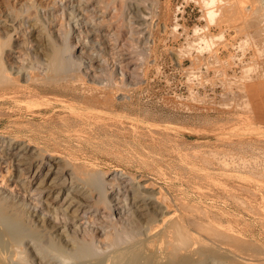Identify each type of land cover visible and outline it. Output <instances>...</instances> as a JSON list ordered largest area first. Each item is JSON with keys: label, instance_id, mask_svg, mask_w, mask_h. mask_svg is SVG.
I'll list each match as a JSON object with an SVG mask.
<instances>
[{"label": "rangeland", "instance_id": "374dc122", "mask_svg": "<svg viewBox=\"0 0 264 264\" xmlns=\"http://www.w3.org/2000/svg\"><path fill=\"white\" fill-rule=\"evenodd\" d=\"M55 1L56 0H0V25L2 26L4 24V27H9L10 24L11 28L9 27V29L13 28V31L9 33L11 34V38L9 35L7 37V39L9 38V43H11L5 49L6 54L4 53V57H7H5V60H8V65L12 66L13 64L15 68L24 67L23 71H27L25 72L26 75H23L25 78L27 77L29 68L38 67L35 63L36 61L34 59L32 60V58L30 59L32 54H30L32 51L30 46L32 44L29 45V42L34 39L35 36H30L32 34H28L27 29L22 25V16H20L18 9L20 10L26 3L38 6L41 5L39 6L40 12H38L37 15L34 8L30 11L29 15L31 17L33 15L34 18L33 22L41 17L43 20L49 21L52 12L54 13L53 15H62L65 11L62 16L64 17L63 19H61L60 16L59 22H53V26H48L46 29L48 31V29L53 27L57 30L60 28L59 25L64 24L63 33H65L66 30L67 32L70 30V32L65 33L66 37L64 39H60L63 41L66 40L67 47L70 49L67 54L68 57L65 56L66 59L70 58L72 61V63L69 64V66L71 65L69 75H83V77H86L85 81L87 79V84L81 82L83 80L79 77H77V79L79 78L80 81H74L73 79L69 84L66 82L58 86L45 85V87L44 84H39L35 87V90L40 93L42 98L36 100V106H30L29 100H27L24 95H22L23 97L20 95L21 97L16 100L0 104V146L5 148L7 143L14 142L10 137L19 138L21 140L32 139L39 147L49 148V150L56 153L58 152L66 158L72 157L70 159H76L75 161L81 166L86 165L84 168L93 171L96 174L95 177L100 179H98L99 181L102 182L105 180L109 182L107 185L108 191L105 193L106 196H109V199L112 197H119L120 200H127L129 206L126 205V208L129 207V209L123 208L121 211L122 214L119 213L118 208H120V206L118 204L114 205L113 210H108L105 208V202L101 203L99 205V210L96 211L95 207L89 208V206H96L94 201L96 200L98 202L100 200L101 192L94 190L91 201L86 202L88 204L84 209H90V211L87 215L81 216L82 219L78 222L80 226L83 225V228L90 225L92 227L98 226L105 221L107 223H105L106 226L110 223H118L120 226V220L122 221V218H125L123 217L124 214L125 216H131L134 210L132 209L134 201L131 199L132 192L131 186L129 185L130 180L136 181L139 179L138 177H140L139 180H145L143 183L148 181V183L153 182V186H156L157 191L159 189H164L165 192L168 193V196L175 198L183 197L189 203L199 206V209H195V211L194 208H188V211L190 210L189 213L195 212L194 214H198V210L202 213L206 208L205 211L208 210L207 212H209L211 216L214 214V217L212 216L213 218L220 219L224 217V219L235 226L237 225L239 229L241 228L243 232L245 231L249 239L254 238L264 245V218L258 214L260 213L259 208H261L263 202L261 197L264 196V192L258 190L257 184L251 183L254 186L250 187L247 185L246 179H241L236 176L238 174L245 175L252 163L255 164L252 165L257 172L264 171V136H262L264 135V124H260L262 120L257 117L256 126L257 128L261 126L263 129L260 134L255 133V135H252L253 140L251 141L253 142L251 145V141L249 137H247L250 135L248 132L245 133L246 126L249 124L244 122L240 123L239 114L237 112L232 113L231 110L226 109V99H223L226 97V95L223 94L225 93L224 88L220 85H217L218 87L212 85V82L220 83L221 80V77L216 75L215 69L210 73V83H207L204 87L200 86L198 88L197 86L196 88L195 85L191 87L186 70L192 66V62L190 57L184 58L183 47L187 45L186 30L194 34L196 26L202 27L209 25L212 27V32L218 37L219 31H221L218 26H222L226 30V38L228 40L230 39V42L235 43V46L226 50L223 48L222 40L218 38L214 41L213 45L216 48L212 50V53L218 50V53L222 54L220 56L224 63L220 68L221 71L225 70L233 74L234 72H232V70L237 69L238 74L242 72L240 69L241 63H243V60H245L244 62L247 61V63L251 61L253 50H249L251 45L248 46L249 44L246 41L245 35L243 34L242 36V32L238 34L233 28L235 23L231 15L232 7H202L196 0ZM56 3L59 5V7H56L57 10L54 9V4ZM82 9L84 10L83 13H85L84 17L81 15ZM66 12H68V15ZM69 12L75 13L76 18L73 17L75 19L71 18L69 20ZM7 14H12L11 17L14 16L15 21L6 22L5 17ZM45 21L44 23H48ZM18 27L20 28L18 29ZM67 27L69 29H66ZM70 27H72V29ZM41 29H43V26L39 28V30ZM47 31L43 35L46 34L48 36ZM236 33L239 35L238 37ZM234 37H236L238 41L234 40ZM83 42L87 44V46ZM203 46L204 45L201 44L200 49L203 48ZM24 47H28L29 50ZM251 51L252 53H250ZM87 56H90V60L94 57L91 63ZM177 57L181 58V65H178ZM206 57L209 58L208 54H206ZM80 59L82 60L79 61ZM203 62L207 61L203 60ZM208 62H211V59ZM93 65H95V68ZM99 66L104 67L106 70H104V68L102 69V67L99 68ZM215 67L218 70L220 66ZM42 69H47L48 71V65ZM44 70H41L42 75L44 72H47ZM113 71H116V73H113ZM96 74L98 76H96ZM94 76L96 82L99 83L96 84L94 81L95 79H93ZM197 78H195V80H197ZM89 79L90 81L91 79L93 80L89 82ZM79 82H81V85H79ZM88 82L94 84L92 85ZM108 84L109 86H106ZM111 86H114V89ZM110 88L111 90H109ZM68 99L69 101L67 102ZM44 105L47 106V109H45L46 107ZM28 107L33 110L31 109V112H29L30 109ZM36 107L38 109H36ZM27 108L29 111H27ZM75 111L78 116L75 115ZM71 112L72 115H70ZM96 112L101 118L99 116L97 117ZM94 113H96L95 116ZM88 114H90V116L87 118ZM82 116L86 119L84 120ZM78 118H80L81 121ZM71 119L74 120L70 121ZM23 124H25L26 127ZM78 130L79 132H77ZM75 131L77 133L76 136H74ZM70 132H72V134H70ZM51 133L54 134L51 135ZM5 136L10 137L5 138ZM222 138H224V140L220 143ZM228 139L231 140L229 141ZM225 140H228V142ZM81 141L83 142L81 143ZM257 141L258 143H256ZM257 144H262V146ZM55 145L59 147L56 148ZM219 147L233 149L232 156L230 155L227 158V168L224 167L226 170L225 173L233 174V176L223 174V171L219 169L218 165H215L214 151ZM235 157L236 159H234ZM230 158L236 161L234 162ZM7 162L9 163V161L0 160V194L2 197L5 200L10 198L15 199L22 204H27L28 206L32 205L31 207L37 206L38 200L31 198L32 196L30 193L25 191V188L21 184L28 183L31 178L22 176L23 178L20 177L21 179H14L13 168ZM39 164V162L36 164L35 170ZM97 172L99 173L97 174ZM124 173L126 175L128 174L129 177L132 176V178L126 177ZM259 179L260 177L256 178V180ZM18 181L19 184L22 185L23 191L20 189ZM117 182L122 184L121 190H115L118 189L117 187L111 188L113 184ZM224 184L227 187L229 184H233L235 191H233L232 185L226 188ZM202 186H204L205 189ZM246 186L249 188L246 189ZM250 190H252V192ZM196 191H201L199 193L200 195L197 194L198 192ZM241 191H250L251 194L248 192L250 194L248 196V193H241ZM254 191L258 194L256 193V195ZM245 195L248 199L252 196L253 198L251 200L253 202L256 198L257 200L254 203L250 202L245 198ZM41 199L45 201L46 197H42ZM164 199L165 201H169L167 196L164 197ZM53 200L54 198H50V201ZM130 203L132 204L130 205ZM206 203L208 205L210 204V208L213 207V212L212 209L207 208L208 206ZM60 204L61 202L56 204V207L60 208ZM250 204L253 208H251ZM240 206L243 207L241 208ZM76 208L77 206H75L73 210ZM243 208L248 212L244 211ZM60 210L62 209L60 208ZM129 210L131 212L130 214H128ZM203 213V218H205L207 213L206 215L205 212ZM254 214H256V216ZM105 215H107V217H105ZM62 216L63 214L61 213L57 217L59 220L61 219L63 221ZM104 217L107 219L105 220ZM203 218L202 220H204ZM101 219L104 220V222H100ZM112 219L113 222L110 221ZM97 220L99 223H97ZM24 222L25 220L22 221L23 224H25ZM68 226L72 230H78V227L73 223L68 224ZM110 228L113 232L115 231V229H112L113 226L106 230L112 232ZM135 231H138L137 235L141 237L140 239H137L138 237ZM139 231L143 233L139 235ZM145 232L146 229H129L126 233L120 232L119 236L121 237L122 235V241L129 240L132 237L133 239H130L131 242H138V246L141 247L138 248V253L140 254L145 247L143 245L144 239H146ZM122 233L131 234L130 236L125 235V238ZM46 237L47 236L42 233V243L45 240L48 241ZM119 240L120 239H118L117 242L118 245L114 246V248H124L125 250L129 244L125 245L121 240L120 243ZM130 240L129 243H131ZM126 243H128V241ZM43 245L47 246L46 243H43ZM104 245L99 244L97 247L99 249V251L97 249V252L99 254L102 252L100 255H105L106 252L114 254V248L111 247V245H109L111 248L106 246L108 244ZM145 248L146 254H144L145 251H143L144 253L142 254L143 256L147 255V257L144 256L145 259L148 258L150 260L151 252L147 251V248ZM140 249L141 251H139ZM94 262L96 261L94 260L93 263ZM72 263L77 264V261L72 260L71 264Z\"/></svg>", "mask_w": 264, "mask_h": 264}, {"label": "bare ground", "instance_id": "6f19581e", "mask_svg": "<svg viewBox=\"0 0 264 264\" xmlns=\"http://www.w3.org/2000/svg\"><path fill=\"white\" fill-rule=\"evenodd\" d=\"M196 1L202 7H232L231 8V15H232V17L234 19V23H235L233 25V28L236 30V32H238V34H239V32L240 33L242 32V36H243V34L245 35L246 41L249 44L248 46L251 45V48H249V50H251V49L253 50V56H252L251 61H249L248 63H247V61L244 62L245 60L242 61L243 63H241V68H240L242 70V72L240 70V72H241L240 74H238L237 69L232 70V72H234L233 74H230L228 71H225V70L221 71L220 68L222 67V65L224 63L223 59H221V56H220L222 54H219L218 50H216L215 53H214V51L212 53V50L214 48H216L213 44H214V41H216L218 38L222 40L223 48H225L226 50L230 49V47L235 46V43L230 42L229 41L230 39L228 40L226 38V34H227L226 30L222 26H218V28H220V30H221V31H219L220 33L218 34V37L216 36L215 33L212 32V29H211L212 27L209 25L202 26V27L196 26L194 34H191V32L189 30H186L185 33L187 35V38H186L187 39V41H186L187 45L185 47H183L184 58L190 57L191 58L190 60L192 62V66L188 70H186L187 77L189 79V84L191 87H193V85H195L196 88H197V86H198V88L200 86H203V87H204V85L206 86L207 83H210V81H211L210 80L211 71H213L215 69L214 71L216 72V75L217 76L219 75V77H221V80H220V83L219 82H212V85L213 86L214 85L215 86L220 85L224 88L225 93H223V94L226 95V97L223 99H226V101L224 100L225 104H226L225 106H227L226 109L231 110L232 113L237 112L240 116V120H239L240 123L244 122V123L249 124L248 126H246V129H245L246 132L244 130L243 131L245 133H247V132L249 133L250 136H247V137H249V140L251 141V140H253L252 135H255V133L260 134V132L263 129V128H261V126H260V128L259 127L257 128V126H256L257 117L262 120L260 124H264V0H208V1L196 0ZM55 2H57V0ZM80 3H82V2H80ZM54 5H55L54 9L57 10L56 7H59L58 3H56ZM39 6H41V5H39ZM39 6L26 3V5H23L20 10L18 9L20 16H22L21 17L22 18V20H21L22 25L25 26L28 34H32L30 36H35L34 39H32L31 41L29 39V41H30L29 45L32 44L30 46V49H32V51L30 52V54L32 53L30 56V59L31 58H32V60L34 59L36 61V62L35 61L34 62L36 63V65L38 67L29 68L26 78L24 76L26 75L25 72H27V71H25V72L23 71L24 67L23 68L16 67V68H18V69H16L15 67H13V64H12V66H10L7 63L8 60H5L7 58L6 56H5L6 58L4 57V53L6 51L5 49L11 43V42L9 43V40H8L9 38L7 39V37L9 35V37L11 38V36H10L11 34H9V33H11V31H13L12 30L13 28L9 29L10 24H9V27H7V26L4 27L3 26L4 24L2 26L0 25L1 26L0 27V104L8 102V101L16 100V99L20 98L22 95H24L26 97V99L29 100L30 106H32V105L36 106V100L42 98L40 96V93L35 90L36 89L35 87L38 86L39 84H44V86L45 85H50V86L57 85L58 86V85H61L63 83H66V82H68L67 84H69L70 82H72L73 79H74V81H80L79 78H81L83 80V81H81L83 83H86V81H87V79L85 81L86 77H83V75H79V76L69 75V73H70L69 69H71V67H70L71 65L69 66V64H71L72 61L70 60V58L66 59L65 56H67L70 49L67 47L66 40L65 41L60 40L61 38L64 39L66 37L65 33L67 32V30L65 33H63V28L65 27L64 24L59 25L60 28L57 30H55L53 27L48 29V31L46 29V28H48V26H53L52 25V24H54L53 22H59L60 16H61V19H63L64 17H62V16L64 15L65 11L63 10L64 13L62 15H56L55 14L56 15L55 16V15H53L54 14L53 12L51 13L52 16L50 14H47L48 16L49 15L51 16L50 17L51 20L48 18L49 21H45L41 17L42 19L40 18V19H37V21L33 22L34 18H33V15H32V17L29 15L30 11L33 10V8H34L36 15H37L38 12H40ZM73 10H74V8H73ZM76 11H77V9H76ZM83 11L84 10L82 9V13L81 12L80 13L84 17L85 13H83ZM67 13L68 12H66V14ZM75 13L69 12V14H70V16H68L69 20L71 18L75 17ZM11 15L10 14L6 15V17H5L6 22H10V21L14 22L15 21L14 16L11 17ZM75 18H73V19H75ZM44 21L48 22V23H44ZM41 26H43V29L39 30V28ZM20 27H18V29ZM68 27L66 29H69ZM72 27H70V28L72 29ZM124 27H125V25H124ZM46 31L48 33V36L46 34L43 35L44 33H46ZM187 31H189V32H187ZM68 32H70V30H68ZM238 34L236 33L237 37L239 36ZM236 35H234V36H236ZM69 36H70V34H69ZM234 38H235L234 40H237L236 37H234ZM201 44H203L204 46H203V48L200 49ZM85 45L87 46V44H85ZM28 47L27 48L24 47V48L28 49ZM26 53H28V52H26ZM250 53H252V51ZM206 54H208L209 58L206 57ZM28 57H26V58H28ZM89 57L87 56V58H89ZM92 59L91 60H90V58L88 59V60H90V63L93 61ZM95 59H97V58H95ZM210 59H211V62H208V61H210ZM81 60L82 59H80L79 61H81ZM83 60H85V59H83ZM203 60L207 61V62H203ZM249 60H250V58H249ZM177 63H178V65L182 64L181 58L177 57ZM46 65H48V71H47V69H45L47 72L46 73L44 72V74L42 75L41 70H44L42 68L43 67L45 68ZM95 65H93V67ZM215 66H220V67L217 70V68ZM101 67L99 66V68H101ZM180 67H182V66H180ZM236 67H238V66H236ZM103 68L104 67H102V69ZM104 70H106V69L104 68ZM104 72H106V71H104ZM114 72L116 73V71H113V73ZM76 73H77V71H76ZM88 73H89V71H88ZM124 75H123V77H124ZM96 76H98V75L96 74ZM77 77H79V78L77 79ZM87 78H89V77H87ZM195 78H197V80H195ZM93 79H95V76L93 77ZM93 79H91V81ZM91 81L89 79V82H91ZM94 81L96 82V79ZM81 82H79L80 84L79 83L78 84L81 85ZM97 83H99V82H96V84ZM112 83H114V82H112ZM89 84L93 85L94 83H89ZM76 85H77V83H76ZM116 85H118V84H116ZM83 86H84V84H83ZM106 86H109V84ZM114 86H111V87L113 88ZM47 88H48V86H47ZM68 90H69V88H68ZM109 90H111V88ZM52 91H54V90H52ZM63 93H65V92H63ZM63 93H62V95H63ZM77 93H78V91H77ZM50 94H52V93H50ZM223 94H222V96H223ZM92 97H94V96H92ZM45 98H47V97H45ZM58 98H59V96H58ZM68 101H69V99L67 100V102ZM45 107H46L45 109H47V106H45ZM54 107H55V105H54ZM28 108H27V111H29ZM24 109H26V108H24ZM31 109L29 112H31ZM36 109H38V108L36 107ZM76 111H75V115H77ZM72 112H74V111H72ZM72 112H71V114L70 113L69 114L72 115ZM93 112H94V110H93ZM96 113H94V116ZM37 114H38V112H37ZM8 115H10V114H8ZM91 115H92V112H91ZM73 116H74V114H73ZM89 116H90V114H88L87 118ZM98 116L99 115L97 113V117ZM37 117H38V115H37ZM55 117H57V116H55ZM43 118H44V116H43ZM68 118H69V116H68ZM82 118L84 120L86 119L83 116H82ZM16 119H18V118H16ZM78 119H80V118H78ZM72 120H74V119H71L70 121H72ZM80 121H81V119H80ZM55 122H57V121H55ZM68 122H69V120H68ZM19 124H21V123H19ZM85 124H83V125H85ZM23 125L25 126V124H23ZM30 125H28V126H30ZM74 127H76V126H74ZM71 129H72V127H71ZM67 130H68V128H67ZM224 130H222V131H224ZM6 132H8V131H6ZM77 132H79V130ZM75 133H76V131H75ZM75 133H74V136L77 135V133L76 134ZM81 133H82V131H81ZM52 134H54V133H51V135ZM70 134H72V132H70ZM256 136H258V135H256ZM262 136H264V135H262ZM6 137H10V136H5V138ZM77 137H75V138H77ZM2 138H3V136H2ZM10 138L13 139L14 142H10L9 144L7 143L5 148L0 146V160L9 161V163L8 162L7 163L10 164L11 167L13 168V171H14L13 175L15 176L14 179L20 178L22 176H24L25 178H31V180H29L28 183H21V184L25 188V191L30 193V195L32 196V197L30 196L31 198H35L38 200L37 201L38 204L35 207H31L32 205L28 206L27 204H22L19 201H16L15 199H12V198L5 200L2 197V195L0 194V264H58V263L59 264L60 263L61 264H68V263L71 264L72 260L77 261V264H87V263H90V264H94V263L95 264H264V245L262 242H261L262 243L261 244L258 240H255L254 238L249 239L246 236L245 231L243 232L241 228H240L241 229L240 230L237 225L235 226L231 222L224 219V217H221L220 219L213 218L214 214L212 215L213 216L212 217L209 214V212H207L208 210L205 211L206 208L203 211V212H205V215L207 213L205 218H203L204 213L203 212L201 213L199 210H198V214H194L195 212L189 213L190 210L188 211V208H194V211H195V209H199V206H197V204L195 205V204L189 203L183 197L182 198H178V197L175 198L172 196H168V193H166L164 189H159L157 191L156 186L155 187L153 186V184H154L153 182L148 183L149 182L148 181V182L143 183V181H145V180H139L140 177H138L139 178L138 179L139 181H138V180H136L137 179L136 175H135L136 181L129 179L130 180L129 185L131 186V192H132V195H131L132 198L131 199L134 201L132 209H134V210L132 211V209H131L132 213L129 210L128 214L131 213V216L130 215L125 216V214H124L123 217H125V218H122V221L120 220V223H119L121 227L118 225V223H116V224L110 223L109 225L106 226V224H107L106 221L104 222V220L101 219L100 222H104L103 224L101 223L100 225L93 226V227L90 225L91 227L88 226L86 228H83L82 227L83 225L81 224L82 226H80L78 224V222H79V220L82 219L81 216L87 215L89 213L90 209H87V210H84V209L86 208L85 206L88 204L86 202L91 201V199H92L91 196H93L94 190L101 192L100 193L101 194L100 200L98 202L96 200L94 201V204H96V206L95 205L89 206V208L95 207L96 211L99 210V205L101 203L105 202V204H104L105 208L108 210H113L114 205L118 204L120 206V208H118L119 213L122 214L121 213L122 209L129 206V204L127 203V200L126 201L123 199L120 200L119 197H117V198L112 197L114 199H112V198L109 199V196L105 195L106 191H108L107 185L109 182H107L105 180L102 182L99 181L100 179L98 178L99 179L98 180L95 177L96 174L93 171L85 169L84 166H86V165H83V166L79 165V163L75 161L76 159L75 160L70 159L72 157H68L69 158L68 159L64 155L63 156L60 155V153H58V152L56 153L52 150H49V148L46 149L43 147H39V145H36L34 140L29 139V138H28L29 140H21L19 138H14V137H10ZM81 138H83V137H81ZM259 139H260V137H259ZM221 140L222 141H220V143L223 142L224 138H222ZM228 140L230 141L231 139H228ZM228 140L227 141L225 140V141L228 142ZM260 141H262V140H260ZM82 142L83 141H81V143ZM252 142L253 141H251V145H252ZM256 143H258V141ZM255 145H253V146H255ZM257 145H260V144H257ZM55 146H53V147H55ZM60 146H62V145H60ZM73 146H75V145H73ZM260 146H262V144ZM58 147L56 146V148H58ZM232 150L233 149H225V148L219 147L214 151L215 165H218L219 169L221 171H223V174L229 175V176H233V174L225 173V171H226L225 168H227L226 167L227 158L230 155L232 156V154H233ZM254 150H256V149H254ZM247 158H248V156H247ZM234 159H236V157ZM234 159H231V160L234 161ZM241 161H243V160H241ZM38 162L40 164L37 167V169L35 170L36 164ZM252 164H254V163H252ZM252 164L250 165V168L248 169V172L245 173V175H239L238 174L236 176L241 178V179H246L247 185H249L250 187L254 186L251 183L257 184L258 190L260 192H264V171L257 172ZM91 169H93V168H91ZM98 173L99 172H97V174ZM240 174H242V173H240ZM105 175H108V174H105ZM125 176L129 177L128 174L127 175L125 174ZM130 177L132 178V176H130ZM258 177H260V179L256 180V178H258ZM15 183H17V182H15ZM18 184H19V181H18ZM22 185L19 184L20 189L23 191V189L21 187ZM121 185H122L121 183L117 182L116 184H113V186L111 188L117 187L118 189H115V190H121ZM230 185H232V187L234 189L233 191H235L233 184H229L228 187L225 185V187L229 188V187H231ZM220 186H221V184H220ZM239 186H240V184H239ZM202 187L204 188V186H202ZM245 188L247 189L249 187L246 186ZM229 190H231V189H229ZM237 191H240V190L238 189ZM250 191L252 192V190H250ZM250 191H248V192L250 193ZM31 192H32V194H31ZM196 192H198L197 194H199L201 191H196ZM242 192H244V191H241V193ZM245 192L248 193L247 191H245ZM241 193H240V195H241ZM249 193H248V196L251 194V193L250 194ZM254 193L256 194L257 192L254 191ZM203 195H204V193H203ZM166 196L170 202L167 200L165 201L164 197H166ZM217 196H219V195H217ZM42 197H46V200L42 201V199H41ZM230 197H231V195H230ZM232 197H234V196H232ZM50 198L51 199L54 198V200L50 201ZM207 198H208V195H207ZM245 198L247 200H249L250 202H253L251 200L253 198L252 196H250V199H248V197L245 195ZM261 198H262L263 202H262V205L260 204L261 205V208H259L260 213H258V212H256V213H258L259 215H261L262 218H264V196ZM35 199H32V200H35ZM256 200H257V198L255 199V201ZM258 201L260 202L259 199H258ZM59 202H61L59 207L62 210H60V208L56 207V204H58ZM233 202H234V200H233ZM125 203H127V204H125ZM256 203H258V202H256ZM121 204H124V205H121ZM131 204L132 203H130V205ZM209 205L207 204V206H208L207 208H210ZM75 206H77V208L73 210V208ZM240 207L242 208L243 206H240ZM258 207H256V208H258ZM212 208H210V209H212ZM214 208H215V206H214ZM251 208H253L252 205H251ZM126 209L128 210L129 207ZM243 209H244V211H247V210H245V208H243ZM201 210H203V209H201ZM191 211H193V210H191ZM225 211H227V210H225ZM212 212H213V209H212ZM61 213L63 214V216H62L63 221L61 219L59 220V218L57 217ZM69 213H71V214H69ZM251 214H252V212H251ZM107 215H105V217H107ZM254 215L256 216V214H254ZM115 218H116V216H115ZM202 218L204 220H202ZM106 219L107 218H105V220ZM23 220H25V222H24L25 224L22 223ZM110 221L113 222V219ZM263 221H264V219H263ZM71 223H73L75 226H77L78 230L70 229L68 224H71ZM97 223H99V221ZM111 226H113L112 229H115L114 232L111 230V228H110V230L112 232H110L109 230H106L107 228H109ZM242 228H244V227H242ZM129 229L130 230H134V229L135 230L136 229H138V230L144 229L145 230L146 229V232H145L146 233L145 234L146 239H144L143 245L147 248V251L151 252V255H150L151 259L150 260L148 258L145 259V257H147V255L146 256L144 255L145 256L144 257L142 254V253H144L143 251H145L144 254H146V250H144L145 247L143 245L142 246L144 248H143L142 253L141 252H140V254L138 253V248H141V247L138 246L139 245V244H137L138 242L137 243L131 242V240L133 239L132 237L130 238L131 240L129 239L131 243H129V240H126V239H125L126 241H122L123 237L121 235V237H122V239H121V237L119 236L120 232L126 233V232H128ZM135 232H136V236L138 237L137 239H140L141 237L137 235L138 231H135ZM139 232H140L139 235H141V233H143L141 231H139ZM42 233H44V235L47 236L46 239L48 241H46V240L43 241V243L44 244L46 243L47 246L43 245V243L41 241ZM125 233L124 234L122 233L124 237H125V235L130 236V234H131V233L130 234H125ZM133 234H134V232H133ZM118 237H120V238H118ZM142 237H145V236H142ZM118 239H120L125 245L129 244L125 250H124V248H121V249L120 248L119 249L114 248V246L118 245L117 244ZM120 240H119V242H120ZM127 241H128V243H126ZM134 241H135V239H134ZM140 242H142V241H140ZM99 244H103V245L108 244V245H106L107 247L109 245H111V247L114 248V252H113L114 254L106 252L105 255L104 254L100 255L102 252H100V254L97 252V249H98L97 247L99 246ZM120 246H121V244H120ZM98 251H99V249H98ZM139 251H141V249ZM147 253L150 254L149 252H147ZM70 260H71V262H70ZM94 260L96 262L93 263ZM72 264H74V263H72Z\"/></svg>", "mask_w": 264, "mask_h": 264}, {"label": "built area", "instance_id": "2783aa9c", "mask_svg": "<svg viewBox=\"0 0 264 264\" xmlns=\"http://www.w3.org/2000/svg\"><path fill=\"white\" fill-rule=\"evenodd\" d=\"M199 92V91H198Z\"/></svg>", "mask_w": 264, "mask_h": 264}]
</instances>
